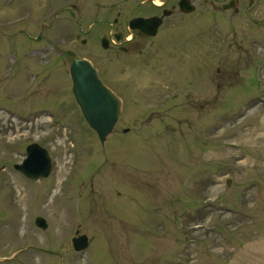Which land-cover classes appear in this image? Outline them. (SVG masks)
<instances>
[{
    "label": "rangeland",
    "instance_id": "rangeland-1",
    "mask_svg": "<svg viewBox=\"0 0 264 264\" xmlns=\"http://www.w3.org/2000/svg\"><path fill=\"white\" fill-rule=\"evenodd\" d=\"M106 1L0 0V264H264V19H240L235 31L211 24L218 38L204 39V69L202 57L181 51L171 69L177 82L163 83L156 73L170 69L171 58L160 67L152 53L129 66L119 54L108 61L111 52L95 51L91 40L81 43L90 12ZM71 5L84 17L79 36L67 19ZM204 14L224 16L207 7ZM63 16L64 42H56L51 31ZM42 22L54 28L38 41ZM46 44L64 55L48 64L39 53L20 57ZM77 57L103 78L109 66L123 100L103 143L70 92ZM30 143L51 159L44 178L13 168ZM37 215L45 229L33 223ZM76 231L89 241L83 251L72 247Z\"/></svg>",
    "mask_w": 264,
    "mask_h": 264
},
{
    "label": "flooded vegetation",
    "instance_id": "flooded-vegetation-1",
    "mask_svg": "<svg viewBox=\"0 0 264 264\" xmlns=\"http://www.w3.org/2000/svg\"><path fill=\"white\" fill-rule=\"evenodd\" d=\"M125 1L126 6L124 7H118L116 2L108 0L106 1V5L103 6L104 11L103 8L102 11L92 10L90 12L91 20L85 26V30L90 33L89 37L87 39L83 38L80 41L81 43L85 44L86 42H88V40H91V44L93 46L92 49H95V51H110L111 54L109 55L108 60L110 62L113 61L112 55H121V59L123 61L122 63L128 64L129 66L135 64L134 57H140L144 62L143 64H146L148 62V58L149 60L155 58L152 56V53L158 54V58H155V62H159L160 60V67H165L162 64V62L165 61L163 59L171 58L172 63H167L166 61L164 62L167 66L170 67V69L160 68L156 73V76L159 78L158 81L163 83L169 81L177 82L174 74L171 75V69L173 70V68H175V64L180 61L181 51L182 53L185 52L184 54L189 52L190 56H192V53L194 52L195 56L202 57V61L199 62V69H204V51H209L207 42L204 43V39H207L208 35L210 34L214 35L212 33H209V29H214L211 24L218 25L219 23H221L222 26H226L222 27L223 29L235 31L234 27L239 26L241 23L240 19H242V21H245L246 24H259L263 22L264 19V10H262L264 9V0ZM95 2L96 4H99L98 1ZM204 7L210 8L216 13L223 14L224 16H222L221 18L213 16V19L209 21V18L205 19L207 17V14H204ZM121 8L125 9V14L123 13ZM69 9L70 10H68L67 19L69 22L71 20L75 22L77 28L73 30L75 32L77 30V36H79L78 34L81 33V29L79 27L81 26L82 19L84 17H81L80 14V20L75 17L74 10H78L75 5H71V8ZM61 10L62 9L57 10L56 13ZM195 12H197L198 15L200 14V16H196L194 18L193 14ZM226 14H229V16H227ZM67 19H65L64 16L63 19L62 17H60L59 19L56 18L57 24L54 30V27L52 26L53 23L45 24L44 22H42L41 24H44L43 26L46 27V29H44V31H41L40 29L39 32L33 35V38L35 39L37 34H39L38 38L35 40H48L47 35L49 34L50 30H53L52 33H55L56 35V42H59V40L64 42L62 34L60 32H57V27L59 24L61 25L63 21V23H66L65 21ZM135 20L137 21L136 25L133 24ZM204 28H206V31H208H204ZM20 32L25 33L24 31ZM214 36L216 37V35ZM52 37L53 35L51 36V39ZM219 40L223 41L222 38H220ZM228 42V39L225 40V43L230 45L231 42ZM46 45L48 50L46 48H42L41 51H33L31 54H35L34 56L38 55V52L40 55L47 54L48 60L47 62H45V64L49 63V57L52 55L59 56V52L63 53L64 55V50L62 49V47L60 48L61 51H57L58 47L56 48L55 45ZM220 46L222 45L215 41V49L213 51H218V48L221 49ZM241 46L242 45H240L239 48H241ZM204 47L207 49H204ZM67 52L70 53L71 51ZM176 54H179L180 56H177ZM191 58L192 57H190V59ZM38 62H42V59L41 61L38 60ZM185 62H188V60H185ZM183 65L185 66L184 69H186V71L192 72V63H185ZM178 66L176 65V68H178ZM197 67L198 65H195V68ZM98 71L100 74L99 69ZM109 75L110 68L108 66V70L106 71L105 75L106 78H101H103V82L108 87H110L116 94H118V96L121 97L117 90L115 91L113 89L114 85L110 83L111 78ZM222 79L223 75H221L220 77V80ZM122 82L123 85L128 84L127 79H122ZM127 93L123 92V94L126 95ZM174 96L175 94L172 95V98H175Z\"/></svg>",
    "mask_w": 264,
    "mask_h": 264
},
{
    "label": "water",
    "instance_id": "water-1",
    "mask_svg": "<svg viewBox=\"0 0 264 264\" xmlns=\"http://www.w3.org/2000/svg\"><path fill=\"white\" fill-rule=\"evenodd\" d=\"M133 24L136 25L137 21L135 20ZM69 73L75 101L85 121L103 143L121 112V100L103 83L96 68L89 60L85 58L73 60ZM26 153V158L22 163L14 164V168L29 178L47 176L51 163L46 149L36 143H31L26 147ZM34 222L41 228L46 227L45 220L40 216H37ZM72 241L76 250L87 245L84 235L73 238Z\"/></svg>",
    "mask_w": 264,
    "mask_h": 264
}]
</instances>
